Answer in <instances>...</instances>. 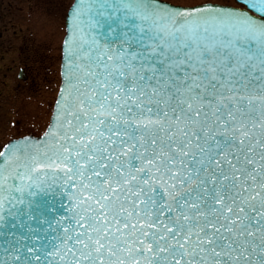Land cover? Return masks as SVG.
<instances>
[{"label":"water","instance_id":"1","mask_svg":"<svg viewBox=\"0 0 264 264\" xmlns=\"http://www.w3.org/2000/svg\"><path fill=\"white\" fill-rule=\"evenodd\" d=\"M239 1L74 0L51 124L0 155V264H264V0Z\"/></svg>","mask_w":264,"mask_h":264},{"label":"rangeland","instance_id":"2","mask_svg":"<svg viewBox=\"0 0 264 264\" xmlns=\"http://www.w3.org/2000/svg\"><path fill=\"white\" fill-rule=\"evenodd\" d=\"M72 0H33L34 10L41 5L33 23V40L42 41L38 55H20L16 51L0 59V150L10 139L25 134H39L49 121L50 111L60 84L61 43L64 14ZM190 5L218 2L240 6L236 0H166ZM64 5V9L62 10ZM34 45L36 42L33 43ZM29 79L22 80L21 64Z\"/></svg>","mask_w":264,"mask_h":264},{"label":"flooded vegetation","instance_id":"3","mask_svg":"<svg viewBox=\"0 0 264 264\" xmlns=\"http://www.w3.org/2000/svg\"><path fill=\"white\" fill-rule=\"evenodd\" d=\"M33 5V0H0V59L12 51L26 56L42 52V41H32L36 37H33V23L41 13V5L36 10ZM21 66H28V63Z\"/></svg>","mask_w":264,"mask_h":264},{"label":"bare ground","instance_id":"4","mask_svg":"<svg viewBox=\"0 0 264 264\" xmlns=\"http://www.w3.org/2000/svg\"><path fill=\"white\" fill-rule=\"evenodd\" d=\"M65 32V31H64Z\"/></svg>","mask_w":264,"mask_h":264}]
</instances>
